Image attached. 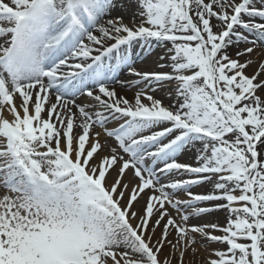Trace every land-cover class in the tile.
<instances>
[{
	"label": "snow or ice",
	"instance_id": "1",
	"mask_svg": "<svg viewBox=\"0 0 264 264\" xmlns=\"http://www.w3.org/2000/svg\"><path fill=\"white\" fill-rule=\"evenodd\" d=\"M198 256L264 264V0H0V264Z\"/></svg>",
	"mask_w": 264,
	"mask_h": 264
},
{
	"label": "bare ground",
	"instance_id": "2",
	"mask_svg": "<svg viewBox=\"0 0 264 264\" xmlns=\"http://www.w3.org/2000/svg\"><path fill=\"white\" fill-rule=\"evenodd\" d=\"M128 21H130V18L129 17H125V23H129ZM213 23H215V21H213ZM167 102V101H166ZM185 160H187L188 162H190L191 161V158L190 157H185L184 158ZM195 190H197V189H195ZM217 216H219L221 219H220V222L222 223L223 222V216H224V213H218L217 214ZM212 219H215V217H213ZM157 235H159V232L157 233ZM170 239H171V237H170ZM166 249V250H165ZM164 250H165V253H167L168 251H169V249L168 248H165ZM179 258V254L177 253V259ZM187 261H189V264H190V257H186L185 258ZM198 258H197V264H198ZM173 264H177V261L176 260H173ZM201 264H202V262H201Z\"/></svg>",
	"mask_w": 264,
	"mask_h": 264
},
{
	"label": "rangeland",
	"instance_id": "3",
	"mask_svg": "<svg viewBox=\"0 0 264 264\" xmlns=\"http://www.w3.org/2000/svg\"><path fill=\"white\" fill-rule=\"evenodd\" d=\"M125 21V20H124ZM129 23H131V20L130 21H128ZM241 47H244V45H241ZM252 71V69H249V72H251ZM190 162H194V159L193 158H191V161ZM193 191H197V190H195V188L193 189ZM216 234H219V233H216ZM211 247H213V248H218V247H221L220 245H217V244H213V245H211ZM166 250V249H165ZM164 250V251H165ZM199 260H198V264H201V259H200V257L198 256L197 257Z\"/></svg>",
	"mask_w": 264,
	"mask_h": 264
}]
</instances>
